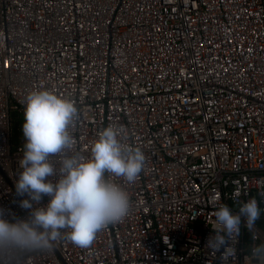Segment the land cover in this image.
Wrapping results in <instances>:
<instances>
[{
  "label": "built area",
  "instance_id": "1",
  "mask_svg": "<svg viewBox=\"0 0 264 264\" xmlns=\"http://www.w3.org/2000/svg\"><path fill=\"white\" fill-rule=\"evenodd\" d=\"M34 89L78 109L71 149L51 160L57 172L64 155L91 158L106 127L145 167L135 183L111 177L131 210L87 248L65 235L15 264H264L252 255L264 244V0H0L7 219L31 211L16 193L24 138L14 143V124ZM251 198L262 213L254 229L210 248L215 212Z\"/></svg>",
  "mask_w": 264,
  "mask_h": 264
},
{
  "label": "clouds",
  "instance_id": "2",
  "mask_svg": "<svg viewBox=\"0 0 264 264\" xmlns=\"http://www.w3.org/2000/svg\"><path fill=\"white\" fill-rule=\"evenodd\" d=\"M23 115L24 153L16 193L27 197L20 206L31 211L27 218L7 219L0 209V264H15L25 252L49 250L65 235L74 245L87 248L99 231L122 221L131 210L128 192L111 177L135 183L145 167L144 154L125 147L106 127L92 146L91 158L64 155L57 172L51 160L71 149L69 127L78 119V109L69 98L34 89L25 97ZM45 196L48 202L40 206ZM261 214L255 198L236 212L221 205L215 212L218 234L206 244L219 250L240 234L242 224L253 230ZM252 255L264 257V244L254 246Z\"/></svg>",
  "mask_w": 264,
  "mask_h": 264
},
{
  "label": "trees",
  "instance_id": "3",
  "mask_svg": "<svg viewBox=\"0 0 264 264\" xmlns=\"http://www.w3.org/2000/svg\"><path fill=\"white\" fill-rule=\"evenodd\" d=\"M22 124H23V121L20 119L18 123H15L14 124V130H15V133H14V143H17L19 141V137H23V133H22ZM259 227L264 230V220L261 221L259 223Z\"/></svg>",
  "mask_w": 264,
  "mask_h": 264
},
{
  "label": "water",
  "instance_id": "4",
  "mask_svg": "<svg viewBox=\"0 0 264 264\" xmlns=\"http://www.w3.org/2000/svg\"><path fill=\"white\" fill-rule=\"evenodd\" d=\"M253 261H254L255 263H257V261H258V260H257V259H255V260H253Z\"/></svg>",
  "mask_w": 264,
  "mask_h": 264
},
{
  "label": "rangeland",
  "instance_id": "5",
  "mask_svg": "<svg viewBox=\"0 0 264 264\" xmlns=\"http://www.w3.org/2000/svg\"><path fill=\"white\" fill-rule=\"evenodd\" d=\"M21 119L24 121V116H23V117H21Z\"/></svg>",
  "mask_w": 264,
  "mask_h": 264
}]
</instances>
